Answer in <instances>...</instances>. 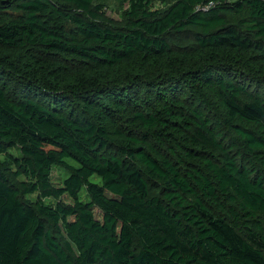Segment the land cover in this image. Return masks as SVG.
Wrapping results in <instances>:
<instances>
[{"label": "trees", "instance_id": "obj_1", "mask_svg": "<svg viewBox=\"0 0 264 264\" xmlns=\"http://www.w3.org/2000/svg\"><path fill=\"white\" fill-rule=\"evenodd\" d=\"M94 1L0 0V264H264V0Z\"/></svg>", "mask_w": 264, "mask_h": 264}, {"label": "rangeland", "instance_id": "obj_2", "mask_svg": "<svg viewBox=\"0 0 264 264\" xmlns=\"http://www.w3.org/2000/svg\"><path fill=\"white\" fill-rule=\"evenodd\" d=\"M95 3H101L104 7V9L106 10V14L115 21L120 20L121 17V12H122V8H121V3L119 2V0H95ZM159 7H163V4H158ZM12 152H16L15 150H12ZM68 162L70 164H72L73 162L69 161ZM68 175V172L65 169L60 168L59 166H55L52 169L51 172V183L53 186L59 187L62 186V182L64 180V178ZM92 181L94 182H99L98 178L96 176H93L91 178ZM29 199L31 201H33L34 199V195L28 196ZM81 197L83 199H87L85 191L82 192ZM60 200L63 203H70L71 199L68 197V195L63 194L62 197L60 198ZM46 203H51L52 201H45ZM97 213V210H96Z\"/></svg>", "mask_w": 264, "mask_h": 264}]
</instances>
